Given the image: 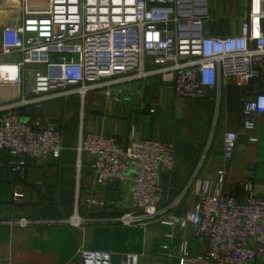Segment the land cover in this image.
Masks as SVG:
<instances>
[{"label":"built area","instance_id":"2783aa9c","mask_svg":"<svg viewBox=\"0 0 264 264\" xmlns=\"http://www.w3.org/2000/svg\"><path fill=\"white\" fill-rule=\"evenodd\" d=\"M14 8L18 21L0 27V156L9 153L15 173L24 174L30 161L45 164L61 157L56 119L31 117L46 101L72 95L84 99L95 89L167 75L176 97L206 98L222 83L247 86L264 77V0H249L242 32L224 36L205 31L207 0H49L42 17L22 0ZM260 113L264 92L245 101L241 131L225 136L226 156L234 153L239 133L255 129ZM79 151L95 157L98 184H122L129 211L112 217L21 216L0 219V225L129 226L158 219L182 228L191 224L195 235L207 241L206 250L196 255L184 241L181 264H255L264 258V196L255 193L252 180L244 185L242 200L222 192L225 171L216 188L192 177L187 188L195 184L199 200L178 217L160 206V175L175 166L172 144L153 138L124 143L115 135L90 132ZM22 196L15 191V200ZM87 203L104 201L92 196ZM80 257L83 264H112L113 254L81 249ZM124 264H140V255L126 254Z\"/></svg>","mask_w":264,"mask_h":264},{"label":"crops","instance_id":"0c3cea01","mask_svg":"<svg viewBox=\"0 0 264 264\" xmlns=\"http://www.w3.org/2000/svg\"><path fill=\"white\" fill-rule=\"evenodd\" d=\"M32 14L46 15L49 0H22ZM20 0H0V27L18 21L14 5ZM205 31L210 35H237L249 15V0H207ZM171 76L127 82L79 95L46 101L31 117L49 116L62 130V153L45 164L30 161L24 174L15 173L11 157L0 156V219L27 216L65 218L72 215L112 217L129 211L120 182L100 185L94 170L95 157L79 146L90 132L115 135L120 141L153 138L170 143L175 166L160 175V206L167 214L185 217L199 200L195 184L205 179L219 184L222 192L245 200L244 185L252 180L255 193L264 196V113L256 115V127L239 133L231 156L224 153L228 132H239L245 101L264 92V77L247 86L234 81L210 90L206 98H178ZM111 91V96L107 93ZM153 110V111H152ZM251 137L256 138L252 141ZM15 191L23 193L14 199ZM102 205H90L88 197ZM187 241L192 255L203 252L207 241L197 237L191 224L162 223L149 219L123 225L119 222L29 227L0 225L1 264H83L81 249L110 251L112 264H124L128 253L140 255V264H181L180 247ZM255 264H264L259 256Z\"/></svg>","mask_w":264,"mask_h":264}]
</instances>
